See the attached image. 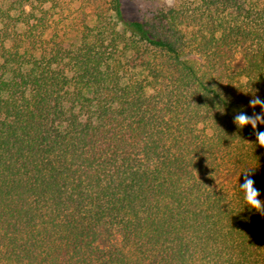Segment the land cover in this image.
I'll use <instances>...</instances> for the list:
<instances>
[{
    "label": "trees",
    "instance_id": "16d2710c",
    "mask_svg": "<svg viewBox=\"0 0 264 264\" xmlns=\"http://www.w3.org/2000/svg\"><path fill=\"white\" fill-rule=\"evenodd\" d=\"M253 95L264 0H0V264H264Z\"/></svg>",
    "mask_w": 264,
    "mask_h": 264
},
{
    "label": "clouds",
    "instance_id": "9594fccd",
    "mask_svg": "<svg viewBox=\"0 0 264 264\" xmlns=\"http://www.w3.org/2000/svg\"><path fill=\"white\" fill-rule=\"evenodd\" d=\"M249 106L255 109L259 106V112H253L249 115L246 112H239L233 117V122L238 128H243L246 125H250L256 136V143L260 146H264V130L257 131V125H264V99L253 95L252 99L249 101ZM255 167H247L244 173V180L238 185L239 193L243 200L244 206H248L250 209H255L256 211L264 214V200L259 199L260 191L254 187V180L249 174V171ZM242 173V172H241Z\"/></svg>",
    "mask_w": 264,
    "mask_h": 264
},
{
    "label": "rangeland",
    "instance_id": "374dc122",
    "mask_svg": "<svg viewBox=\"0 0 264 264\" xmlns=\"http://www.w3.org/2000/svg\"><path fill=\"white\" fill-rule=\"evenodd\" d=\"M180 0H122V9L126 17L132 20H143L158 12L160 9H167L174 6ZM234 69L244 66L242 52L235 53L231 60ZM232 180L231 176H224L220 182L226 183ZM121 242V233L118 229H103L100 235V245L107 247Z\"/></svg>",
    "mask_w": 264,
    "mask_h": 264
}]
</instances>
